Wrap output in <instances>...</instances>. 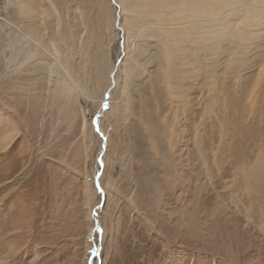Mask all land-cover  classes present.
<instances>
[{"label": "rangeland", "instance_id": "1", "mask_svg": "<svg viewBox=\"0 0 264 264\" xmlns=\"http://www.w3.org/2000/svg\"><path fill=\"white\" fill-rule=\"evenodd\" d=\"M195 1L0 0V264H264V0Z\"/></svg>", "mask_w": 264, "mask_h": 264}, {"label": "bare ground", "instance_id": "2", "mask_svg": "<svg viewBox=\"0 0 264 264\" xmlns=\"http://www.w3.org/2000/svg\"><path fill=\"white\" fill-rule=\"evenodd\" d=\"M192 3H193V1H192ZM194 4H196V6H199L200 5V3H198V0H196L195 2H194ZM198 8V7H197ZM199 11V10H198ZM207 12V11H206ZM201 15V14H200ZM204 15V14H203ZM202 16V15H201ZM200 17V16H199ZM196 18V17H195ZM196 20V19H195ZM200 21V20H199ZM197 22V21H196ZM198 23V22H197ZM121 26H123V25H121ZM118 68H120L119 66L117 67V69H116V67L114 66V68H113V71H112V73H111V75H110V83H109V85H108V87L106 88V94H108L109 93V91H110V89H111V87L113 86V84H115V80L116 79H114V77H112V75L114 74V73H116L117 71H118ZM114 76V75H113ZM108 95H110V94H108ZM107 96V95H106ZM105 97V96H104ZM108 97V96H107ZM105 101H106V98H105ZM104 101V102H105ZM104 104V103H103ZM106 104V103H105ZM106 107H107V105H106ZM99 125H97V130H98V132L101 134V132H102V129H100V127H98ZM96 180H97V183H98V181H99V178L97 177V178H95Z\"/></svg>", "mask_w": 264, "mask_h": 264}]
</instances>
